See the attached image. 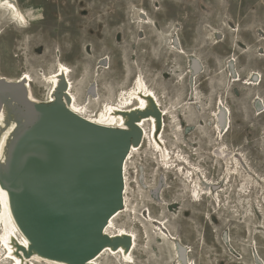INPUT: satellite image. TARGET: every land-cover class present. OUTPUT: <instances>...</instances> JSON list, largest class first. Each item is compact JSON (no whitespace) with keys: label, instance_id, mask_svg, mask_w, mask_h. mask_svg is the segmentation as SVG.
Segmentation results:
<instances>
[{"label":"rangeland","instance_id":"rangeland-1","mask_svg":"<svg viewBox=\"0 0 264 264\" xmlns=\"http://www.w3.org/2000/svg\"><path fill=\"white\" fill-rule=\"evenodd\" d=\"M18 1L28 30L20 32L1 21L5 75L16 78L29 71L40 77L52 72L58 60L74 68L79 51L94 59L101 49L111 58L106 85L119 84L128 92L141 75L171 111L165 140L173 153L168 157L158 152L161 170L144 155L128 165V204L151 235V253L143 256L137 250L136 264H176L162 240L153 242L156 231L148 211L191 247L197 264H257L258 258L264 262V113L258 115L256 102L264 100V0ZM145 14L149 23L142 22ZM178 39L184 55L173 53L171 46L174 40L179 46ZM191 56L204 64L201 71L196 60V77L189 72L195 60L190 69ZM231 69L240 72V82H233ZM96 70L86 77L88 84L101 75ZM251 72L263 74L260 86L249 85ZM126 89L118 90V103ZM41 94L39 99L45 97ZM221 105L231 111L229 131L219 127ZM231 157H236L235 164ZM200 170L215 185L203 183ZM229 170L237 179L227 184ZM251 184L255 186L248 193Z\"/></svg>","mask_w":264,"mask_h":264},{"label":"bare ground","instance_id":"bare-ground-1","mask_svg":"<svg viewBox=\"0 0 264 264\" xmlns=\"http://www.w3.org/2000/svg\"><path fill=\"white\" fill-rule=\"evenodd\" d=\"M141 18H144V15H141ZM2 20L6 23L12 24L16 29L21 30L20 32H23L25 29L28 30V22L24 14V9L21 8L18 0H0V42L2 36ZM148 21L149 18L145 14V19H142V22L149 23ZM178 47L176 40H174L172 48L174 50L173 53L184 55L185 51L183 47L180 48L179 53L175 51ZM98 54L99 58L94 57V59H91L92 56L81 50L77 53L78 58L74 68L58 60L54 63V70L52 72L41 74L40 77L36 73L32 74L29 71H26L22 72L16 78H12L2 72L0 61V81L23 86L26 90L28 100L31 103L43 105V107L46 108H53L58 104V100H56L54 93L61 89L64 91L61 100L65 109L84 121L100 127L132 133L133 130L128 123L130 122L131 115H136L137 119L135 120L134 125L135 127H138L141 139L138 143L134 142L133 138H130V148L122 162V205L108 218L102 230L103 236L108 238L110 242H107L93 257L80 263L136 264L135 253L137 250H142L143 256L151 253L148 248L151 235L147 223L138 218V212L128 204V165L135 160L136 156L141 157V155H144L145 158L151 159L153 164L161 170L158 152H161L163 155L167 154L168 157L173 153L171 151L172 148L168 146L165 140V135L168 131L166 128V120H169V123H171L170 116L172 115L171 111L166 106L161 105L160 97H158V94L141 75H139L135 88L128 92V89L120 88L119 84L112 83L106 85V74L109 73L112 68L111 58L101 49L98 51ZM154 54L155 53H149V56H153ZM141 56H145L143 58L144 60L147 59L146 54ZM192 58L193 60L195 59L194 65L197 63L196 60H198L204 68V64L199 57L191 56V59ZM94 62H98V65L95 66ZM231 66L232 63L230 64V67ZM96 67V71L101 72V75L99 76L97 74V78L93 79V81L88 84L85 79L89 73L92 75L95 74L93 70H95ZM194 68L195 67L192 69L193 76L196 77L195 74L198 70H195ZM230 71H232V69ZM231 73L233 82L241 81V74L237 69H235V73ZM252 73L253 79L250 78V81L248 80L249 85H252L251 87L260 86L263 81V74L261 72H251L250 74ZM163 74L167 75L168 73L164 71ZM124 77H126L125 73L123 78ZM149 78L153 81L156 79L150 75ZM131 80L132 78L130 75H127L128 83H131ZM257 81L258 83L256 84ZM0 84V91L3 97V103L0 109V170L2 173H5L10 147L17 142L22 135L21 133L26 129L28 130L30 126L27 128L26 111L29 112V109H26L24 105L11 100L9 96L10 94L2 91L3 85L2 83ZM120 89H126L127 93L122 97L121 102L118 103L117 94ZM40 92L42 93L41 96L45 95V97L39 99L37 94ZM256 102L258 105L262 103V106H258L257 113H264V100L257 98ZM102 105L104 106L103 110L101 108ZM152 105H155L158 109L160 118L155 117L152 113H144V111L152 110ZM225 107H221L222 110H225L221 112L219 119H223L221 127H224L225 112L227 116V126L224 131H229L231 126V111L229 107ZM261 109H263V111ZM40 117L41 116L39 115L33 114L34 121L38 120ZM158 118L159 120H157ZM222 131L223 130L221 129V132ZM235 158L232 159L231 157L230 162L232 164L237 162ZM179 159L185 162L189 167L194 166V164H191L185 157L179 156ZM241 165L243 166V164ZM247 172H249V170ZM201 173L202 176L200 178L203 183L205 182V184L208 185L214 184L213 181H210L202 171ZM246 177H249V175H246ZM233 179L236 180L237 176L233 172L231 174L230 171V174L227 177V184ZM244 179L246 184L248 181L246 182L247 179L245 177L242 178L241 176L240 181L244 182ZM181 180L188 188V184L185 180ZM253 181H255L256 184L258 183L254 178L252 179V182ZM252 185L253 184L249 185L248 193H251L255 186L253 185L252 187ZM211 193L213 194V192ZM204 194L205 193L201 195L204 196ZM218 197L219 195L217 194V198ZM209 199H211V197H209ZM162 200H164L163 197ZM202 200L203 197H200L197 203H200ZM154 204L163 207L160 202L158 203L155 200ZM148 214L149 222H151L150 224H152V227H154L156 231L152 237L153 242L155 243V240H162V242L167 245V250L169 251V249H171L173 251L176 264H197L190 256V253L192 252L191 247L183 244L180 239L174 236L168 227H166L165 223L162 224L161 222L156 221L149 211ZM120 238L127 239L128 242L124 243ZM0 240V264H71L68 261L45 257L32 247L30 239L27 237L26 233H24L17 220L12 203L11 191L2 184L1 173ZM113 241H116L117 246L114 245ZM256 261L257 264H264L260 258Z\"/></svg>","mask_w":264,"mask_h":264},{"label":"water","instance_id":"water-1","mask_svg":"<svg viewBox=\"0 0 264 264\" xmlns=\"http://www.w3.org/2000/svg\"><path fill=\"white\" fill-rule=\"evenodd\" d=\"M193 67L198 70V63ZM0 83L11 100L29 109L30 127L10 147L6 172L0 170L17 220L41 255L80 264L110 242L102 230L122 205V162L130 138L141 139L137 117L128 123L132 133L108 129L65 109L61 89L54 93L58 104L46 108L31 103L23 86ZM144 113L160 118L155 105ZM33 114L41 117L34 121Z\"/></svg>","mask_w":264,"mask_h":264},{"label":"flooded vegetation","instance_id":"flooded-vegetation-1","mask_svg":"<svg viewBox=\"0 0 264 264\" xmlns=\"http://www.w3.org/2000/svg\"><path fill=\"white\" fill-rule=\"evenodd\" d=\"M220 37L221 35H217V37ZM219 38H217V42H220V41H222V40H218ZM178 43H179V47L175 50L176 52H180V48H182V46H181V44H180V42H179V39H178ZM173 45H174V42H173ZM172 48H173V46H171ZM200 58V57H199ZM189 59H191V57H189ZM201 59V58H200ZM189 68L191 69V67H190V60H189ZM200 68H201V71H202V66H201V64H200ZM200 71V72H201ZM192 75H194L193 74V71H192V69L189 71ZM230 73H231V71H230ZM196 75V74H195ZM250 78H252L253 79V73L252 74H250ZM258 83V81L256 82V84ZM224 105H221L220 106V108L218 109V112H217V119H219L218 118V116H219V114H221V112H223L224 110H222V108L221 107H223ZM259 106H262V103L261 104H259ZM226 108V107H225ZM262 111H263V109H261ZM260 113V112H259ZM262 114V113H261ZM258 115H260V114H258ZM224 116H225V123H224V127H221L220 125H219V127L222 129V130H224L225 128H226V126H227V116H226V113L224 112ZM213 185H215V184H213Z\"/></svg>","mask_w":264,"mask_h":264}]
</instances>
